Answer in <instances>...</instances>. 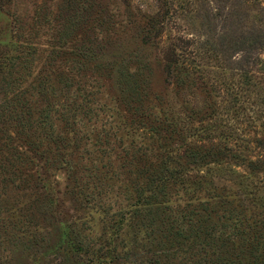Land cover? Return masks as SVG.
Masks as SVG:
<instances>
[{"label":"rangeland","instance_id":"1","mask_svg":"<svg viewBox=\"0 0 264 264\" xmlns=\"http://www.w3.org/2000/svg\"><path fill=\"white\" fill-rule=\"evenodd\" d=\"M163 5L169 8V16L165 19L161 46L144 48L133 34L127 35L128 45H124L126 50L138 48L150 61V90L158 97L153 103L156 106L153 115L159 118L158 110L166 111L170 107L177 115L184 101H191L190 107L203 102V97L193 90H176L180 83L178 74L168 75L161 61L165 40L169 43L176 36L195 42L192 47L199 49L203 56L200 62L204 82L242 80L246 95L255 104L252 107L262 110L210 120L211 125L224 121L231 128L221 127L207 134L209 141L204 142L202 149L215 150L216 155L204 164H197L200 167L190 173L191 187L183 209L189 252L183 256L189 257L187 264L204 262L203 251L207 252L206 245L210 243L209 238H203L206 226L228 242L233 237L241 238L233 241L236 253L237 249H248L249 241L257 244L264 238V87L250 83L242 73L246 69L253 73L264 71V0H0V165L6 168V172L0 169V264H91L93 248H102L101 253L105 254L112 248L110 244L118 252L119 261L115 264H131L123 261L126 257L145 264L144 255L153 252L157 258L151 264L167 261L158 248H142L146 244L140 241L142 233L135 236L130 229V235L125 236L117 228L122 208L134 201H125L122 181L126 174L119 170L123 164L122 147L128 146L132 138L124 134V112L118 108L117 88L110 80L90 73L82 80L83 74L75 73L70 89L73 92L80 86L101 92L93 101L98 117L91 124H96L86 125L74 135L85 151L68 158L78 175L84 177L75 186L84 185L90 190L80 194V190L72 188L65 170L52 176L49 171L48 189L40 195L33 189H13L23 182L17 171L15 176L13 166H20L26 172V147L30 149L31 142L37 144L36 140L43 136L42 128L35 122L40 123L46 115L56 120L60 107L67 104L65 101H73V98L63 100L69 95L60 81L63 73L75 72L76 63L71 58L60 57L66 53L72 57L77 52L104 49L100 40L103 38L104 42L108 33L123 29L120 24L133 23L139 16L154 17ZM124 31L118 34L123 35ZM93 40L99 41V45L89 44ZM81 41H84L82 47ZM253 61L257 64L252 67L249 62ZM192 77L186 84L201 83ZM27 98L32 103H27ZM146 113L149 114L147 110ZM203 119L195 117L194 122L204 124ZM109 132L113 134L107 138L109 145H103ZM220 135L237 140L238 146H232L231 142L230 147L241 150L258 164L249 170L242 162L249 160L242 156L237 162L232 158L233 149L228 152L229 156H221L223 151L219 152L216 145L211 146V143H220ZM188 142L186 149L201 146L198 138ZM234 171L245 177H238ZM205 210L213 211L220 221L205 226ZM78 235L84 244L83 250L75 249ZM228 250L231 256V248ZM171 264L178 262L171 261Z\"/></svg>","mask_w":264,"mask_h":264},{"label":"trees","instance_id":"2","mask_svg":"<svg viewBox=\"0 0 264 264\" xmlns=\"http://www.w3.org/2000/svg\"><path fill=\"white\" fill-rule=\"evenodd\" d=\"M162 7V9L158 8L154 17L139 16L133 23L126 21L120 24L123 29L108 33L104 42L103 38L100 40L104 49L77 52L72 57L66 53L60 57L67 60L72 59L76 63L75 72L70 70L67 74L63 73L60 81L61 87L69 95L63 100L73 98V101H65L67 104L60 107L56 120H53L54 118L50 115H46L40 123L35 122L38 128H42L40 130L43 136L36 140L37 144L31 142L30 149L26 147V172L20 166H13L15 176H17V171L19 180L23 181L14 185L13 189L14 191L33 189L37 190L36 194L40 195L42 190L47 191L48 189L47 180L50 175L48 172L52 171V176L57 171L65 170L68 180L73 185L72 188H76L78 192L80 190V194L84 190H90L84 185L78 188L75 186L84 177L78 175L68 158H73L77 153L85 151L74 135L78 131L81 132L79 129H84L86 125L96 124V122L91 124L98 117V108H94L93 101L101 92L95 93L80 86H77L73 92H70V89L73 88L72 81L75 73H82L83 75L80 77L82 80H86L87 73H90L91 76L96 74L103 80H110L117 88L118 108L124 112L122 115L124 134L126 137L132 138L128 146L122 147L123 164L119 170L122 174H126V176L123 175L125 180L122 181L125 182L123 183L125 184L123 191L126 192L125 201L133 199L134 201L127 203L122 208L121 222L117 228L125 236L130 235V229L133 230L135 236L142 233L140 241L146 242L142 248H158L167 260L164 264H171V261L187 264L189 257L184 256L189 252L186 249V241L189 238L186 234V217L183 214V209H186L184 205L187 204L184 198L188 188L191 187L189 186L192 176L190 173L200 167L196 166L197 164H204L206 159L216 155L215 150L202 149L204 142L209 141L207 134L216 132L221 127H230L224 121L217 125H211L210 120H217L223 116L229 118L247 112L255 113V110L262 112V110L252 107L255 104H252L251 98L246 95L245 82L242 80L223 81L215 84L209 81L204 82L203 64L200 62L203 56L199 49L192 47L195 42L182 36H176L169 43L165 40L161 61L168 75L170 73L178 74L177 78L180 83L177 81L176 90H193L195 94L199 93L203 97V102L202 105L196 103L190 107L191 101H184L177 115L174 109L170 110L171 107L165 108L166 111H163L162 108L159 109V118L155 114L153 115L156 109L153 103L158 101V97L153 96L150 90L152 83L150 81L152 75L150 61L141 55L138 48L126 50L124 45H128L125 41L127 35L133 34L135 41H138L144 48L161 46L160 43L164 42L165 19L169 16L167 5ZM125 29L126 31H124ZM123 31L124 34L120 35ZM119 32L121 33L118 34ZM89 44L98 46L99 41L93 40ZM83 45L84 41H81L80 46ZM256 62L249 63L253 67L257 64ZM242 73L250 83L255 82L264 87V71L253 73L250 69H246L242 70ZM190 76L201 83L186 84ZM30 88L34 90L33 87L30 86ZM30 98L26 99L27 103H32ZM77 102L80 103L77 105ZM146 110L149 114L146 113ZM77 116H80V120H77ZM195 117L204 118L201 122L205 120L206 123L195 124ZM78 121L81 122L78 123ZM29 122H31V118ZM80 123L82 124L79 125ZM127 127L129 129H126ZM111 136L113 134L110 132L105 134L103 145H109L108 139ZM191 138H198L201 145L199 149H195L197 148L195 146L186 149L189 146L188 139ZM219 138L220 143H211V146L216 145L219 152L226 151L220 154L227 157L229 156L228 152L233 149L230 147L231 142L232 146L237 147V140H234L233 137L228 138L226 135H220ZM147 141L150 144L146 146ZM26 143L30 145L28 140ZM137 145L144 146L136 148ZM71 149L75 152L70 153ZM233 153L231 156L237 162L241 161L242 156L249 160V162L242 161L246 163L249 170L250 167L258 164L251 158H247L239 149H233ZM0 169L6 172L3 165H0ZM236 174L238 175V173ZM213 200L214 198H212ZM207 212L208 210L204 221L205 226L206 223L212 224L220 221L221 218L213 211ZM115 227L116 225L113 224L112 230ZM150 229L151 231H149ZM75 237L77 238V242H74L75 249L83 250L84 244L79 240V235ZM203 238L205 240L209 238L210 243L206 245L207 252L203 251L204 262L202 264H264V238L257 244L249 241V248L237 249L238 253H236L233 241H239L241 238L233 237L234 240L228 242V239L225 240L222 235H216L210 226H206ZM230 239L231 237H229ZM110 245L112 248L107 249L105 254L101 253L102 248H93L92 260L89 262L91 264H115L118 262L117 249L112 244ZM230 248L231 256L227 254ZM132 252L136 253L135 250ZM209 255L211 258L208 257ZM144 257L147 258L145 264H151L150 261L157 258V253L153 252L144 255ZM122 259L125 263L139 264V262L132 261L131 257Z\"/></svg>","mask_w":264,"mask_h":264}]
</instances>
